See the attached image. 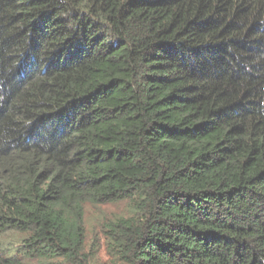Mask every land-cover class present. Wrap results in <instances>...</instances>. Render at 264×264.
<instances>
[{"label":"trees","instance_id":"16d2710c","mask_svg":"<svg viewBox=\"0 0 264 264\" xmlns=\"http://www.w3.org/2000/svg\"><path fill=\"white\" fill-rule=\"evenodd\" d=\"M0 264H264V0H0Z\"/></svg>","mask_w":264,"mask_h":264},{"label":"rangeland","instance_id":"374dc122","mask_svg":"<svg viewBox=\"0 0 264 264\" xmlns=\"http://www.w3.org/2000/svg\"><path fill=\"white\" fill-rule=\"evenodd\" d=\"M124 205H98L94 206L86 204L84 209L85 225L88 230H97L99 228V220L104 215H110L111 213H121Z\"/></svg>","mask_w":264,"mask_h":264}]
</instances>
